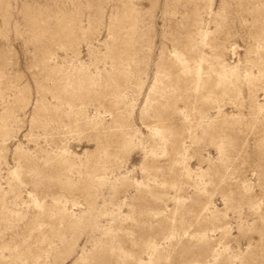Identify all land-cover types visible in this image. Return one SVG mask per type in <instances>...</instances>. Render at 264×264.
<instances>
[{
  "label": "rangeland",
  "instance_id": "374dc122",
  "mask_svg": "<svg viewBox=\"0 0 264 264\" xmlns=\"http://www.w3.org/2000/svg\"><path fill=\"white\" fill-rule=\"evenodd\" d=\"M0 264H264V0H0Z\"/></svg>",
  "mask_w": 264,
  "mask_h": 264
}]
</instances>
